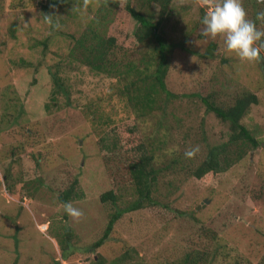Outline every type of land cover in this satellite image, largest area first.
Listing matches in <instances>:
<instances>
[{"label":"rangeland","instance_id":"374dc122","mask_svg":"<svg viewBox=\"0 0 264 264\" xmlns=\"http://www.w3.org/2000/svg\"><path fill=\"white\" fill-rule=\"evenodd\" d=\"M100 1L49 5L54 27L33 2L0 0V264H183L187 254L197 264H264V148L245 147L225 172L202 179L190 174L229 134L196 95L219 106L255 95L257 104L241 123L264 141V55L243 62L226 51L223 36H201L202 17L215 0H171L161 34L175 46L164 79L174 96L156 97L164 114L138 117L137 130L127 134L130 120L115 115L116 100L100 101L112 79L66 56L71 44L63 34L78 35L102 14L111 22L101 29L119 45L136 28L126 0L107 13L98 11ZM139 2L129 0L143 12L159 10ZM242 3L252 20L264 10V0ZM256 23L264 30V22ZM143 55L126 49L116 57L124 63ZM51 73L63 82L55 101ZM103 117L117 126L122 121L118 131L105 130V145L99 141ZM116 142L118 151L110 154L105 148ZM197 145L199 152L186 158L185 150ZM152 150L155 204L123 214L105 242L90 249L116 209L136 198L128 165ZM65 191L79 194L70 200L84 213L78 220L57 199ZM108 191L115 205L100 200Z\"/></svg>","mask_w":264,"mask_h":264},{"label":"trees","instance_id":"16d2710c","mask_svg":"<svg viewBox=\"0 0 264 264\" xmlns=\"http://www.w3.org/2000/svg\"><path fill=\"white\" fill-rule=\"evenodd\" d=\"M29 1L33 2L41 13L44 12L45 15L52 16L51 13H48L50 10L49 5L64 7L70 0ZM118 2V0H102L100 1L98 11L102 13L110 12L117 8ZM141 2L147 6L156 4L159 6V10L157 13L143 12L130 6L129 0H126L125 9L137 26L132 33L124 36L123 44L120 43L119 45L118 39L114 35L106 36V30L101 29L102 26H106L111 22V19H107V23L101 20L106 18V14H102L101 19L99 17L93 19L87 26L83 25V29L76 36L61 33L67 37L71 44L66 54L69 59L79 61L81 65L95 74L104 75L112 79L111 83L113 85L104 89L103 98L100 101L107 100L105 98H113L116 100L113 103L115 105V115L117 117L119 116L118 119L130 120H125L128 123L123 127V131L125 130L127 134L137 130L138 126H135L136 123L134 121L138 117L149 115L153 110L161 113L160 116L164 114L159 109L160 107L156 97L161 94H165L167 96L166 98L174 96L166 89L164 79L168 72L167 59L169 52L175 46L167 44L161 34L163 23L167 21L169 15L171 0H141ZM142 3L139 2V5ZM90 23L93 24L91 25ZM12 35L13 33H11ZM126 49L133 50L134 52H137L139 49L141 51L144 50L143 56L146 57L127 60L124 63L117 60L116 56L125 55ZM117 51H120V53L113 56ZM209 55L207 53V56ZM51 75L53 79L50 96L55 101L56 94L58 92L62 93L63 82L55 73H51ZM196 96L205 106L206 112L213 113L219 121L227 124L229 134L225 143L209 148L205 158L190 170L192 177L202 179L209 173L218 174L227 171L246 154L245 147L250 149L258 147L264 148V143H262L264 141L257 139L241 123L250 104H257L255 95L244 94L236 97L234 103L228 106L217 105L209 96ZM97 100L93 99L95 105ZM85 108L90 114L96 112L95 109L93 110L89 106L85 105ZM10 115L13 116V114ZM133 117L135 119H132ZM113 121L111 120L109 122L108 119H104L103 117L99 122V126L102 128L99 141L104 145L110 138L105 130L111 128L112 131H118L120 129L122 121H119L118 126L117 123H112ZM230 148H237L238 150L230 152ZM105 149L110 154L115 155L118 151L117 142L112 146L108 145ZM154 161L155 156L153 150L149 151L148 155L143 151L137 161L128 165L127 173L134 187L136 198L126 207L116 209L109 217L101 237L91 245L90 249L100 247L105 242L113 225L123 214L142 209L146 205L151 206L155 204L151 193L156 175ZM76 197H79L77 192L65 191L57 199L62 203ZM100 200L103 202L110 201L111 204L115 205L116 197L112 191H108L101 195ZM57 240L60 239L57 238ZM182 261L183 264H197V259L192 257L191 254L185 255Z\"/></svg>","mask_w":264,"mask_h":264},{"label":"clouds","instance_id":"9594fccd","mask_svg":"<svg viewBox=\"0 0 264 264\" xmlns=\"http://www.w3.org/2000/svg\"><path fill=\"white\" fill-rule=\"evenodd\" d=\"M44 19L59 27L52 16L45 15ZM256 21L264 22V10L256 13V19L247 17L242 0H215L210 9L202 17L201 36L214 39L223 36V44L227 52L234 54L243 62L258 61L264 55V30L257 27ZM199 152V146L185 150L184 156L192 158ZM64 212L74 220L81 218L84 213L70 201L62 202Z\"/></svg>","mask_w":264,"mask_h":264}]
</instances>
